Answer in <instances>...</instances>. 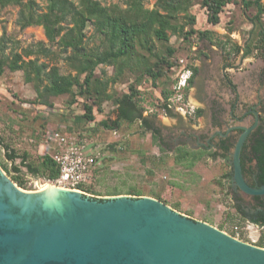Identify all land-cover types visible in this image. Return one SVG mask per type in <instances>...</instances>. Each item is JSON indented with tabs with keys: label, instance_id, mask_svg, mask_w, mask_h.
Wrapping results in <instances>:
<instances>
[{
	"label": "rangeland",
	"instance_id": "rangeland-1",
	"mask_svg": "<svg viewBox=\"0 0 264 264\" xmlns=\"http://www.w3.org/2000/svg\"><path fill=\"white\" fill-rule=\"evenodd\" d=\"M97 1L105 6L115 4L121 8L126 7V0ZM155 1L143 0V3L146 8L151 9ZM193 2L191 14L195 16L196 30L212 31L222 36L225 33L229 34L240 47L251 42L252 26L246 14H252L254 10L246 13L242 6L229 4L220 13L219 24L214 26L207 22V12L202 9L201 0ZM37 3L41 6L40 10L44 11L45 2L37 0ZM18 13V6L0 8V52L3 51L6 56H10L12 52L20 53L38 42L48 46L41 27L30 26L24 29L19 27ZM85 34L83 40L85 45L89 48L99 45L91 26L85 30ZM212 42L214 43L197 37L188 41L175 36L170 37L169 44L177 50L175 57L178 65L169 77L168 86L169 84L174 86L171 82L176 79L183 66L190 70L191 67L197 68L192 84L188 91L183 93L181 101L183 110L177 108V103L173 99L174 103L170 105L169 112L160 111L157 99L160 89L154 88L146 77L139 85L143 97L141 103L143 114L144 116L155 114V117L152 116L150 119L154 127L160 131L163 151L153 142L151 135L144 132L139 122L123 124L117 131L98 127L96 124L99 121L113 117L112 101L105 102L102 112L96 113L95 123L83 125L77 118L82 114L81 99L79 103L73 105H68L70 101L68 96L53 99V108L56 112L45 107L33 106L32 102L37 96L33 85L25 82L21 71L10 72L6 69L0 77V169L13 181L5 168L10 172L12 166L19 164V160L15 163L6 160L4 146L18 154L27 152L31 159H36L53 149L48 138H52L56 132L69 135L67 128L72 126L74 131L70 136L77 138L82 130L96 129L83 132L82 135L90 138L92 143L98 144V148L112 145L106 154L115 156V160L107 162L103 172L92 179L88 186L96 195L86 193L87 196L93 198L120 196L125 195L132 187L143 194L142 196L153 197L157 194L168 206L176 208L175 210L181 214L218 229L222 227V231L230 236L231 231H234L236 232L234 238L256 246L261 240L264 227L253 221L255 201L242 193L232 179L233 149L227 160L208 155L193 169L188 170L174 163V153L170 148L183 141L195 143L198 136L204 138L201 142H207L209 136H214L219 131L225 132L228 126L234 124L235 118H241L237 125L248 128L253 122V116L245 113L252 107L261 111L263 124L264 53L254 51L251 56L244 58L242 52L230 54L232 52L230 44H226L225 51L220 48L217 45L220 42L219 37L213 36ZM63 56H59L50 64H56L63 74H74L67 67ZM40 62L50 61L41 58ZM96 75L105 80L113 75V69L99 66ZM134 83V76L127 72L121 82L110 83L107 92L120 96L127 93L128 86ZM197 109L203 110V113L199 118H194ZM214 110L221 111L220 126L213 125ZM232 136L237 139L239 133H233ZM152 157L158 159L157 163H152ZM225 174L231 176L229 182L224 179ZM24 177L26 191H39L40 185L50 184L30 175Z\"/></svg>",
	"mask_w": 264,
	"mask_h": 264
},
{
	"label": "trees",
	"instance_id": "trees-1",
	"mask_svg": "<svg viewBox=\"0 0 264 264\" xmlns=\"http://www.w3.org/2000/svg\"><path fill=\"white\" fill-rule=\"evenodd\" d=\"M45 2V10L37 0H0V8L7 6H18L19 13L17 23L21 29L30 26H39L43 29L44 36L48 42H38L33 46L19 52H12L6 56L0 52V77L7 69L10 72L21 71L26 83H31L36 92V99L33 106L45 107L56 112L53 108V99L68 96V105L79 103L81 99L82 114L77 118L83 125L95 123L96 113L102 112L105 102L112 101L114 110L113 117L99 121L96 125L104 130L117 131L123 124L139 122L145 133H149L153 142L161 147L160 131L154 127L150 117L155 114L144 116V109L141 103L143 97L139 90L146 77L154 88H159L158 109L162 112H169V99L175 94L173 86H168L169 77L173 69L178 65L175 57L176 48L169 44L170 37L175 36L184 41L193 37L206 39L212 42V37L217 36L220 42L217 45L223 50L226 44H230V54L242 52V57L251 56L254 51L264 53V0H201V7L207 12V22L211 25L219 24V15L229 4H237L247 11L254 10V13L246 14L251 26L253 38L245 46H237L233 40L212 31H198L194 28L195 16L191 14L194 0H156L153 8L144 6L143 0H126L125 8L119 5L105 6L97 0H39ZM91 26L94 35L99 40V45L89 48L83 43L86 37L85 30ZM53 48L57 50L54 51ZM225 51V50H224ZM227 53V52H226ZM228 53V55H230ZM63 56L67 67L74 72L63 74L56 64H50ZM31 57H34L31 59ZM25 58H28L25 60ZM47 59L48 63L40 62V59ZM99 66L111 67L113 75L110 78L101 80L96 75ZM189 69L183 66L179 74ZM192 76L188 80V86L183 93L188 91L197 73V68L191 67ZM134 76V84L128 86V92L120 96L109 94L110 83L121 82L126 73ZM171 82H177L178 76ZM50 111V112H51ZM203 110L197 109L194 118H199ZM264 127V121L263 125ZM260 127L252 134L251 153L252 157L247 159L248 164L255 162V167L245 168L242 163L244 178L250 180L251 187L264 186V132ZM74 127L67 128V132L73 134ZM96 131L90 128L79 133V139H85L91 147L96 149L98 144L92 143L90 138L82 135L83 132ZM1 145V141H0ZM112 147L98 148L99 153L96 162L97 166L92 178H95L102 171L107 162H113L115 156L106 154ZM5 158L11 163L19 160L18 165L12 166L9 173L11 179L22 189L26 188L24 175L33 178H40L45 181H54L59 176L57 165L52 155L54 149L46 152L36 159H31L27 152L18 154L4 146ZM141 155L142 153L139 152ZM209 153L199 150L195 151L186 147H178L174 151L173 161L176 165H182L185 169H193ZM141 158H143L141 156ZM224 160L229 159L223 156ZM157 158L152 157L151 161L157 163ZM23 170L25 172H23ZM255 174V176H254ZM256 180H255V179ZM227 182L230 181L229 174L224 175ZM254 179V180H253ZM78 190L83 193L96 195L88 186H80ZM119 195V194H114ZM125 195L142 196L135 188H129ZM165 204L159 195H153ZM259 201V210L256 212L254 223L264 227V201L261 197H253ZM262 200V201H260ZM176 209V208H175ZM222 230V227H219ZM233 237L236 232L231 231ZM264 248V232L260 242L256 245Z\"/></svg>",
	"mask_w": 264,
	"mask_h": 264
},
{
	"label": "water",
	"instance_id": "water-1",
	"mask_svg": "<svg viewBox=\"0 0 264 264\" xmlns=\"http://www.w3.org/2000/svg\"><path fill=\"white\" fill-rule=\"evenodd\" d=\"M250 130L231 154L232 179L245 195L264 197V186L251 187L242 173ZM0 264H264V248L153 197L26 191L0 169Z\"/></svg>",
	"mask_w": 264,
	"mask_h": 264
},
{
	"label": "built area",
	"instance_id": "built-area-1",
	"mask_svg": "<svg viewBox=\"0 0 264 264\" xmlns=\"http://www.w3.org/2000/svg\"><path fill=\"white\" fill-rule=\"evenodd\" d=\"M191 76L192 70L190 69H185L179 74L178 80L172 88L175 94L169 99L170 105H173V99H175L177 108L183 110L181 105L183 91L188 86V80ZM48 139L53 145L52 158L59 171L58 178L48 182L64 190L82 192L78 188L91 183L93 172L100 165L99 162H96L99 155L98 148H92L85 139L68 137L59 132Z\"/></svg>",
	"mask_w": 264,
	"mask_h": 264
},
{
	"label": "flooded vegetation",
	"instance_id": "flooded-vegetation-1",
	"mask_svg": "<svg viewBox=\"0 0 264 264\" xmlns=\"http://www.w3.org/2000/svg\"><path fill=\"white\" fill-rule=\"evenodd\" d=\"M234 108V106H233ZM255 107H252L251 109L247 110L245 114H250L253 116V122L251 123V125L248 128H245L241 125H237L236 123L241 121V118L236 119L234 121V124L228 126V129L225 132H217L214 136H209L207 138V142H201L202 138L201 136H198V138H196V142H189V141H183V142H179L173 146H171V150L174 153V151L178 148V147H186L195 151H205L207 153H209L211 155L212 158H223V156H229L230 152L232 149H234V146L238 140L234 138V136H232L233 133H239V136L245 132L246 129H251L250 132L248 133V136L246 138V140L243 143L242 149H241V153H240V163H241V168H242V163L244 164L245 168L247 169L248 167H255L256 164L253 161L252 163L247 162V159L249 157H252V153H251V148H252V141L254 138H251L252 134H254L256 131L259 130L260 127H262V123H261V111H257V109H254ZM219 113H221V111L216 112L214 110L213 114H212V122L213 125H218L220 126V124L222 123L221 118L219 116ZM232 117V115H231ZM234 120V117H233ZM264 129V127H262ZM264 132V130H263ZM162 140V138H161ZM255 176V174H254ZM255 179V178H254ZM253 179V180H254ZM256 180V179H255ZM245 181L247 182V184L250 182L249 179L245 178ZM249 185V184H248ZM253 198V197H252ZM261 199L264 201V197H261ZM253 200L255 201L256 205H255V214L256 212L260 209L259 206V201H256L254 198ZM260 200V201H262ZM255 214L253 216V220L256 219Z\"/></svg>",
	"mask_w": 264,
	"mask_h": 264
},
{
	"label": "bare ground",
	"instance_id": "bare-ground-1",
	"mask_svg": "<svg viewBox=\"0 0 264 264\" xmlns=\"http://www.w3.org/2000/svg\"><path fill=\"white\" fill-rule=\"evenodd\" d=\"M50 183V182H49ZM48 183V184H49ZM52 186V187H51ZM53 187H56L54 186L52 183L49 184V186H46V185H40L39 186V190H42L44 191L45 189H49V190H52V191H55V192H58L60 190V188L56 187V188H53Z\"/></svg>",
	"mask_w": 264,
	"mask_h": 264
}]
</instances>
